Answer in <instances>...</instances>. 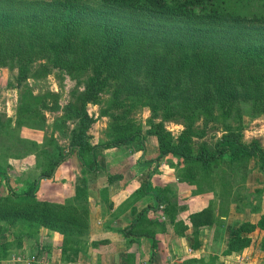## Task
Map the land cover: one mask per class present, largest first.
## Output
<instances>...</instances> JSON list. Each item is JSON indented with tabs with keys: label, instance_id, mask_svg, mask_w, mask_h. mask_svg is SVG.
<instances>
[{
	"label": "trees",
	"instance_id": "1",
	"mask_svg": "<svg viewBox=\"0 0 264 264\" xmlns=\"http://www.w3.org/2000/svg\"><path fill=\"white\" fill-rule=\"evenodd\" d=\"M14 65L18 67L17 86L29 73L38 78L54 72L62 86L65 83L63 89L66 84L68 88L82 84L83 88L76 102L68 93L62 100L58 91H51L46 93L50 99L41 98L38 107L31 100L17 107L18 129L28 123L34 128V124L44 125L43 109L60 110L54 126L58 132L70 133V151L51 139L54 151H39L47 166L23 191L14 190L7 175L0 177L8 190L0 196V259L21 249L23 236L34 237L43 227L62 235L60 248L67 257L63 262L76 264L81 236L89 227L84 188L76 187L74 197L60 203L37 197L40 180L52 178L69 153L76 154L88 172L100 169L98 148L132 146L134 152L145 154V141L151 135L157 139L158 152L151 157L142 155V161L151 166L165 158L175 166L166 158L174 156L180 165L178 180L202 191L218 185L223 204L249 205L253 211L259 208L245 203L253 197L250 191L245 195L240 191L247 165L234 174L220 165L235 155L245 162L250 157L264 162V148L256 141L241 140L243 107L250 108L252 115L264 112V0H0V67ZM107 92L109 96L104 97ZM89 104H102L98 115L110 119L108 140L97 144H91L89 130L99 117L88 112ZM142 107L152 112L146 129L131 116ZM228 117L238 125L225 124L213 145L195 142L208 122ZM69 120L74 123L71 128ZM166 120L182 121L184 128L176 137L165 128ZM11 121L9 117L0 121L8 134L14 132L6 126ZM15 136L16 132L12 139ZM5 141L10 140H1L0 147L10 149ZM15 141L17 147L18 143L33 145L34 151L38 146L27 138ZM149 179L140 189L150 188L157 201L163 200L165 194ZM190 221L195 228L212 224V208L190 214ZM13 227L18 232L7 239ZM256 228L263 230L259 247L264 250L263 213L257 222L245 221L232 229L223 254L248 247ZM201 261L189 258L182 264ZM145 263L151 264L149 260Z\"/></svg>",
	"mask_w": 264,
	"mask_h": 264
},
{
	"label": "crops",
	"instance_id": "2",
	"mask_svg": "<svg viewBox=\"0 0 264 264\" xmlns=\"http://www.w3.org/2000/svg\"><path fill=\"white\" fill-rule=\"evenodd\" d=\"M97 141L90 140L91 144H97ZM8 142L5 141V144L10 146ZM113 149L114 147L97 149L99 170L83 171L76 154L69 153L56 168L52 178L40 180L36 195L39 199L49 201L63 203L67 198L74 197L76 187L84 188L89 209V227L85 234L97 244L90 245L86 252L81 248L77 256L81 257L86 253V257H90L94 264H135L148 260L151 264H182L189 258L202 260L201 264L253 263L249 262L252 257L247 247L240 252L223 254L233 228L242 222L255 223L259 219H252L257 213L249 205H237L234 202L223 204L218 190L216 194L202 191L193 195L190 188L184 190L177 185L170 188L174 195L172 201L170 194L163 188V184L175 182V178L169 176L171 170L165 172V163L150 166V163L142 161V155H156V140L154 146L150 145V149L146 142L145 154L141 151L130 154L124 149L122 152L109 154ZM0 152L10 153L3 168L11 183L17 182L16 186L29 184L32 178L40 174L38 172L33 176V169L27 178L14 180L11 176L19 177V170L27 167L29 162L25 157H20L16 147H0ZM161 162L167 161L164 158ZM149 177L152 186L158 187L163 194L167 192L170 201L166 197L157 201L150 188L140 193L141 184ZM1 181L3 180L0 179V183ZM207 207L212 208L213 223L195 228L190 221V214ZM42 229L51 240H61L60 233ZM194 242L197 243L196 247H192ZM55 245L57 246L52 249V254L58 258L61 255V245L59 241Z\"/></svg>",
	"mask_w": 264,
	"mask_h": 264
},
{
	"label": "rangeland",
	"instance_id": "3",
	"mask_svg": "<svg viewBox=\"0 0 264 264\" xmlns=\"http://www.w3.org/2000/svg\"><path fill=\"white\" fill-rule=\"evenodd\" d=\"M37 67V64L34 65V68ZM33 70V69H32ZM18 73V67L14 65V67L9 68V67H0V121L5 120L7 117L11 118V124L9 123L7 128L10 131L13 129L14 132H16L17 138H13V133L11 132L8 134V132L5 130V128H1L0 126V140H10L8 143L10 144V147H16L17 153L20 155V157H25L27 162V167H24L23 170H19L20 174L19 177L17 176H11L13 177L14 180H23L28 177L29 174H32V170L34 169V173L32 174L35 176L38 172L41 171V169L45 168L47 166V160L46 158L39 153L40 150L44 149V151L47 153L54 151V144H51L50 141L51 139L52 142H55L56 145H59L60 147L63 148V150H67L68 152L70 151L69 147V140H70V133H61L57 131V128L54 126L55 120H57L62 114V112L59 110L58 112L54 111H49L48 109H43L42 110V116L44 117V121L41 120L43 124H34V127H31L33 124L28 123V125H24L22 128L20 127L18 129L17 123L15 121V116H16V111L18 105L21 103L23 104L24 100H31L33 103L34 107H38L39 104H41V98L46 97L47 100H49V96L46 94L47 92H59L61 94L62 100H64L65 96L68 95L70 96L71 101L76 102L77 101V95L79 92L82 90L83 85L81 84L80 86H73L70 85V88L65 86L64 84L62 86V82L60 81V78L57 77L54 72L49 73L47 75L41 74L40 77L34 78L30 73L28 74V78L26 81L22 84L17 86L16 82V75ZM86 77V76H84ZM68 91H71L70 94ZM31 92V94H30ZM66 94V95H65ZM109 96V93H105L104 97ZM104 104V103H103ZM102 107V104H89L87 109L90 114H94L95 116H98L99 118L92 124L89 133L91 134V140L92 142H97L99 143L100 141H106L108 140V136L106 135V132L108 131L107 126L110 121L109 116H99L98 113ZM244 111H241L242 115V131H241V140H243L244 143H252L253 141H256L261 148H264V112L260 114H253L250 112V108L247 110L245 107ZM151 111L150 109L146 107H142L140 109L135 110L131 116L136 120L138 124L142 126V129L147 128V119L151 116ZM158 120V119H156ZM180 122H182L180 120ZM178 121H171V120H166L164 122L165 128L169 130L173 137H176L179 132L184 128L183 123H180ZM12 123H14V126L12 127ZM70 123V127L74 126V123L69 120L68 124ZM230 123V124H228ZM4 123L1 122L0 125H3ZM73 124V125H72ZM225 124L231 125V127H235L238 125V122H236L232 117H228L226 119H220L215 120V121H210L207 123L206 128L204 130L203 136L202 137H194L195 142L201 143L204 142L207 145L211 146L215 143L218 137L224 132L225 129ZM31 125V126H30ZM199 128L203 125L201 122H198ZM12 131V130H11ZM4 133V134H3ZM31 136L32 138L28 137ZM18 138H27L30 140H35L39 141L38 146L36 147V151H34V148L32 147L33 145L26 143H18V148H17V140ZM199 139V140H198ZM44 140H49L48 142L44 143ZM149 141L147 142V145L150 149V145L155 144V140L157 142V139L154 135L148 136ZM36 142V143H37ZM145 142V145H146ZM132 146L129 147H122L119 149L118 147H114L113 151H109V154L112 152H122V151H127V153L133 154L134 151L131 149ZM196 147V145H195ZM111 149V148H110ZM124 149V150H123ZM152 151V150H151ZM137 152V151H136ZM39 153V154H38ZM7 156H10L9 152H6L5 154H2L0 152V177L4 178L6 175V172L3 170V163H5V159ZM132 160V159H131ZM130 160V161H131ZM171 160L173 163L176 165H171L168 162H161V161H156L155 163L157 166H160L161 163H165L164 166L166 168L165 172L167 170H171L169 176L175 178L174 183L168 182L167 185L163 184V188L170 194V197L172 198V201L174 199V195L172 194V190L170 189L172 186L175 187L176 185L181 187L184 190H187V188L191 189V193L193 195L200 194V190H198L197 186L192 183H187L185 180H178L177 174L179 172L177 169L179 168V164L176 163L177 159L176 157H171ZM129 161V162H130ZM151 164V162H148ZM263 163V164H261ZM32 165V166H31ZM247 165V170L248 173L245 174V179L240 185V191L242 194L245 195L248 191L252 193V196H249L248 198L245 199V203H248L250 201L252 206H255L256 204L259 206L258 209L254 210L257 214L252 217L253 220H257L260 218V216L264 213V162H260L258 157H250L247 159L245 162L241 156L235 155L228 157L224 159L223 163H221L220 167H226L227 169H230L233 174L237 173L236 171L239 168H242V166ZM150 167V166H149ZM169 167V168H168ZM158 170L159 168L156 167ZM40 170V171H39ZM177 173V174H176ZM176 176V177H175ZM238 176V180L241 181L239 174L236 175ZM244 177V176H243ZM1 178V179H2ZM177 178V179H176ZM3 180V179H2ZM17 182H12L11 186L15 187L14 190L16 191H23L26 189V184H18L16 186ZM242 185L244 187H242ZM203 187V186H202ZM226 187V186H225ZM224 187V188H225ZM220 187L218 185H211V191L219 189ZM7 186L5 184V181H1L0 183V196H5L7 194ZM140 193L144 192L142 189L139 190ZM202 191V190H201ZM167 192L165 193L166 198L170 201L171 198L167 195ZM69 199V198H67ZM66 199V200H67ZM65 200V201H66ZM63 201V202H65ZM244 205V204H243ZM11 232L8 231L6 233V238L7 239H12L13 238V233L18 232V228H10ZM44 229H39L37 235L34 237H29V236H23L22 240V245L21 249H15L13 252L9 255L6 256L5 258L0 259V264H13L11 261L12 255H24V254H35L36 250H40V258L44 259L45 264H69V262H63L66 256H63L62 252L61 255L56 258L52 254V249H54L55 243L59 241V244L61 245L63 243V237L61 236V240L58 238L56 239L57 241L51 240L47 234L44 233ZM252 238L253 242L251 245L247 248L250 249L251 251V257L249 259V262H253L252 264H264V250L260 249L259 244L260 240L263 238V230H260L259 228H256L252 233ZM87 234H83L81 237L83 239L82 242H80V245H78L79 249L82 248V250H88L90 245L88 242L92 243L91 240L87 238ZM2 240V239H0ZM89 240V241H88ZM52 244V245H51ZM93 246V245H92ZM245 248V249H247ZM61 251V250H60ZM70 253V251H68ZM87 254L83 256H75V263L76 264H94L92 259L90 257H86ZM80 257V259H78ZM247 258V257H246ZM246 258L244 259L246 262ZM81 261V262H79ZM86 261V262H85ZM85 262V263H84ZM21 263V262H20ZM16 264V263H15Z\"/></svg>",
	"mask_w": 264,
	"mask_h": 264
},
{
	"label": "built area",
	"instance_id": "4",
	"mask_svg": "<svg viewBox=\"0 0 264 264\" xmlns=\"http://www.w3.org/2000/svg\"><path fill=\"white\" fill-rule=\"evenodd\" d=\"M11 261L13 264H45L44 259L36 254H24V255H12ZM21 262V263H20ZM138 264H146L145 262H139Z\"/></svg>",
	"mask_w": 264,
	"mask_h": 264
}]
</instances>
